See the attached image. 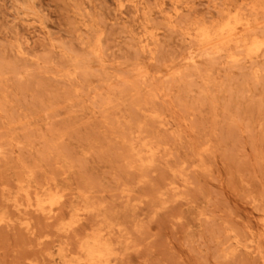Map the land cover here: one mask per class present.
Returning <instances> with one entry per match:
<instances>
[{
    "label": "rangeland",
    "instance_id": "374dc122",
    "mask_svg": "<svg viewBox=\"0 0 264 264\" xmlns=\"http://www.w3.org/2000/svg\"><path fill=\"white\" fill-rule=\"evenodd\" d=\"M0 264H264V0H0Z\"/></svg>",
    "mask_w": 264,
    "mask_h": 264
}]
</instances>
